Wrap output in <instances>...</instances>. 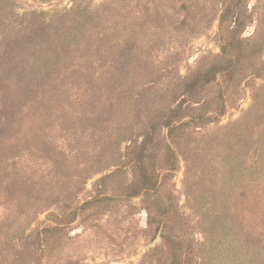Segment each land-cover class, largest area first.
Returning <instances> with one entry per match:
<instances>
[{
	"label": "rangeland",
	"instance_id": "obj_1",
	"mask_svg": "<svg viewBox=\"0 0 264 264\" xmlns=\"http://www.w3.org/2000/svg\"><path fill=\"white\" fill-rule=\"evenodd\" d=\"M0 264H264V0H0Z\"/></svg>",
	"mask_w": 264,
	"mask_h": 264
},
{
	"label": "trees",
	"instance_id": "obj_2",
	"mask_svg": "<svg viewBox=\"0 0 264 264\" xmlns=\"http://www.w3.org/2000/svg\"><path fill=\"white\" fill-rule=\"evenodd\" d=\"M228 9H229V6H226L224 13L222 15V20H223V17L228 16L227 15ZM172 125H173V122H169L167 124V127L169 128L170 132L173 131ZM169 171H171V170H169ZM157 183H158V181L156 179H153V178L147 177V178L143 179L141 182V188H139L137 190V192H135L133 194L132 197L134 198V197H138L141 195H150V194L154 193V191L156 190Z\"/></svg>",
	"mask_w": 264,
	"mask_h": 264
},
{
	"label": "water",
	"instance_id": "obj_3",
	"mask_svg": "<svg viewBox=\"0 0 264 264\" xmlns=\"http://www.w3.org/2000/svg\"><path fill=\"white\" fill-rule=\"evenodd\" d=\"M161 234H162V230L159 231L157 238L155 240H153V242L146 247V250H150L151 248L156 246V244L158 243V241L161 237Z\"/></svg>",
	"mask_w": 264,
	"mask_h": 264
}]
</instances>
